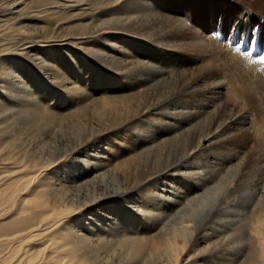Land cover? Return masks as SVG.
Returning a JSON list of instances; mask_svg holds the SVG:
<instances>
[{
  "label": "rangeland",
  "instance_id": "obj_1",
  "mask_svg": "<svg viewBox=\"0 0 264 264\" xmlns=\"http://www.w3.org/2000/svg\"><path fill=\"white\" fill-rule=\"evenodd\" d=\"M7 1L0 153L11 140L47 168L75 230L97 231L91 253L161 264L149 239L164 247L185 226L177 264H263L250 252L264 187V0H55L17 21ZM128 237L129 250L115 242Z\"/></svg>",
  "mask_w": 264,
  "mask_h": 264
},
{
  "label": "bare ground",
  "instance_id": "obj_2",
  "mask_svg": "<svg viewBox=\"0 0 264 264\" xmlns=\"http://www.w3.org/2000/svg\"><path fill=\"white\" fill-rule=\"evenodd\" d=\"M43 2L50 3L49 8H52V6L53 7L58 6V5L55 6V4L53 5V3H55V0H8L6 3L4 2L5 3L4 5L8 10V12L4 14V16H13L15 20L17 18H21L22 15L30 14V13H32L33 15L36 13V15L38 16L39 12H41L40 10L43 9L40 6L42 5L41 3ZM4 5L2 3V6ZM57 10L55 11L56 14H57ZM43 12L44 11H42L41 13ZM46 12L44 14L45 16L42 14L43 18L42 16H40L41 18L39 20L41 19L44 20L46 17L48 18L50 17L49 15L48 16L46 15ZM25 16L23 17L25 18ZM26 17L29 18L28 15ZM53 17L54 16L50 17L47 21H49ZM35 19L38 20L37 17ZM15 20L13 19V21H11L12 23L10 22V25L11 24L13 25ZM0 22H1V19H0ZM5 23L6 22H4L3 24ZM3 24L2 25L0 24V27H2L1 29L3 31L9 28V27L7 28L6 25H3ZM15 29H18V31L20 30L18 27L17 28L15 27ZM2 30H0V34H4L2 33ZM9 32L10 31H8V33ZM8 33L7 35L9 36ZM5 35L6 34H4V37ZM32 41L28 43H32ZM45 42H48V41H45ZM19 45L17 49L21 47V44ZM0 55H3V54H0ZM31 55L32 54H29L30 57H32ZM20 56L24 57L23 55H20ZM29 56L27 55V57ZM6 105H7L6 101L0 99V108H5ZM240 110L241 108L233 109L231 111V117L228 120H224L223 122H221L220 125L218 126L217 131L221 132L222 130L226 129L230 124H234L235 120L233 119L235 117L233 118V116L234 115L238 116V114L241 115V113L239 112ZM0 112H1V109H0ZM2 121L0 123H2ZM2 131L3 130H1L0 132ZM213 136L214 135H210V134L206 135L202 140L203 142L210 141V139L214 138ZM6 141H7V138H6ZM8 143H9L8 147L3 152L0 153V264H102L98 260V254L91 253L93 248L91 247V244L89 242L90 240L88 238L92 232L97 233L95 228L92 226L89 231L87 229H89L90 227L89 228L87 227L86 229L87 231H85L84 233L82 232L79 233L78 231H76L75 230V228L77 229V227L75 226L76 224L73 225L71 222V219L72 218L74 219L73 216L76 213H74L71 209L64 208V206L61 205L60 199L57 198L56 192L53 189L54 188L53 184L55 183L52 181V179L49 180L47 176L48 174L47 168H44L45 166L38 167L34 163L32 164L29 160L27 161V157H28V156L26 157L27 154L26 155L23 154L24 152L20 154L19 152L14 150L12 148V145H10L11 140ZM20 155H23L24 157H21ZM261 180L264 181V177H262ZM262 192L263 193L261 194H263V198H261L260 200L258 199L259 201H257V210L252 217L251 226L256 231V234H255L256 240H255V245H254L255 248L253 252L251 251L250 253L252 254L253 257H255V259H258L261 263L264 264V187H263ZM82 228L85 229L84 227ZM182 228L176 230L175 233L173 232L170 233L172 235L169 238L167 236L168 239L167 238L165 239V246L163 245L164 247H161L159 245L160 247L158 248V246L156 245L157 242L155 243L152 239H149L150 241L149 251H154V255H156L157 257L159 256L158 258L162 259V256H164L166 259V261L161 264H177V260L179 258L177 256L178 254L177 250L179 248L178 244L182 242L180 241L178 243L177 239L183 240L182 237L184 236L185 226ZM95 236H97V239H99L100 237L98 234ZM133 240L134 239H131L128 237L127 239H123L122 241H119L116 239L115 242L118 244L123 243L122 248H124L125 250H129L131 249L130 245H132ZM145 240H148V239H143L141 240V242ZM143 248H144L143 246H138L136 250H142ZM221 248L223 249V247ZM142 264H156V263L153 257V259L144 258V260H142Z\"/></svg>",
  "mask_w": 264,
  "mask_h": 264
},
{
  "label": "snow or ice",
  "instance_id": "obj_3",
  "mask_svg": "<svg viewBox=\"0 0 264 264\" xmlns=\"http://www.w3.org/2000/svg\"><path fill=\"white\" fill-rule=\"evenodd\" d=\"M261 60L264 61V57H261Z\"/></svg>",
  "mask_w": 264,
  "mask_h": 264
}]
</instances>
